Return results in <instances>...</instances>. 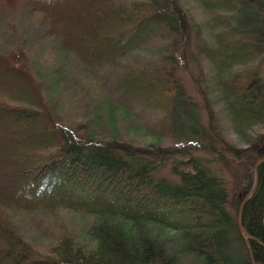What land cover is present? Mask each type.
Listing matches in <instances>:
<instances>
[{
  "label": "trees",
  "instance_id": "obj_1",
  "mask_svg": "<svg viewBox=\"0 0 264 264\" xmlns=\"http://www.w3.org/2000/svg\"><path fill=\"white\" fill-rule=\"evenodd\" d=\"M191 1L207 126L185 1L0 0V264H264V0Z\"/></svg>",
  "mask_w": 264,
  "mask_h": 264
},
{
  "label": "rangeland",
  "instance_id": "obj_2",
  "mask_svg": "<svg viewBox=\"0 0 264 264\" xmlns=\"http://www.w3.org/2000/svg\"><path fill=\"white\" fill-rule=\"evenodd\" d=\"M185 1V7L189 9L190 13L193 14L191 21L188 22L186 26V30L183 37V42L177 52V76L181 80V82L185 86L186 96L190 99L191 102L197 105V108L194 109L195 112L201 117L205 126H207V104L208 98L205 97L206 88L205 83L203 82L202 78V71L200 67V62L198 60V48L200 45V40L198 38L199 26L198 22L202 19L196 13L195 9L191 7V0H183ZM173 8L171 7V10ZM145 53L147 51H144ZM76 73V67L72 68ZM80 74V73H78ZM260 74L264 79V60L260 63ZM79 81V80H78ZM83 81H79L82 83ZM85 85L88 86L89 84L85 82ZM90 87V85H89ZM78 91V90H77ZM204 91V92H203ZM78 92L82 93L81 90ZM204 93V94H203ZM208 94V93H206ZM83 96V94H82ZM81 101V97H79ZM83 107L78 103L75 102L73 104L70 103V106L67 108L68 112V122L77 121L82 118V111ZM260 130L259 127H256V131ZM136 138L139 140L148 141L152 137H146L145 135L141 134L140 132H136ZM209 149L205 153H201L203 156L204 164L209 168V170L223 179L224 181H228L229 177L227 173L223 170L222 166L218 161V156L221 152L229 153L226 149H224L221 145L212 144L209 145ZM165 175H170L169 167L164 169L162 172ZM245 199V198H244ZM243 202V201H242ZM241 202V204H242Z\"/></svg>",
  "mask_w": 264,
  "mask_h": 264
},
{
  "label": "water",
  "instance_id": "obj_3",
  "mask_svg": "<svg viewBox=\"0 0 264 264\" xmlns=\"http://www.w3.org/2000/svg\"><path fill=\"white\" fill-rule=\"evenodd\" d=\"M263 161H264V158H262V159L259 161V163H260V162H263ZM255 188H256V185L253 187V189L250 191V193H249V194L245 197V199L243 200V202H242V204H241V206H240V211H242V209H243V207H244L246 201L248 200V198L250 197V195L254 192ZM239 228H240V232H241L242 236L244 237L245 241L247 242L248 246L250 247L249 240H248V236H247L246 231H245V229H244V227H243V225L241 224L240 221H239Z\"/></svg>",
  "mask_w": 264,
  "mask_h": 264
}]
</instances>
